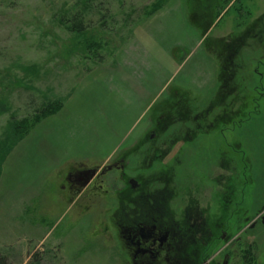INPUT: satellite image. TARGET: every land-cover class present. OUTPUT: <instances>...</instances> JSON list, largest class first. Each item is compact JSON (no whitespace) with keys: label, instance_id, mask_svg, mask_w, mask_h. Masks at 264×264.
Wrapping results in <instances>:
<instances>
[{"label":"rangeland","instance_id":"374dc122","mask_svg":"<svg viewBox=\"0 0 264 264\" xmlns=\"http://www.w3.org/2000/svg\"><path fill=\"white\" fill-rule=\"evenodd\" d=\"M0 259L264 264V0H0Z\"/></svg>","mask_w":264,"mask_h":264},{"label":"flooded vegetation","instance_id":"af4514ba","mask_svg":"<svg viewBox=\"0 0 264 264\" xmlns=\"http://www.w3.org/2000/svg\"><path fill=\"white\" fill-rule=\"evenodd\" d=\"M88 170H94V172L87 173ZM88 170L72 174L68 177V180L72 184L84 187L86 184L90 183L91 179H93V177H95L97 174L96 169ZM149 218L150 216H148L146 219L150 220L149 224L151 227H153V229H145V227L141 226L139 234H135L134 238L131 237L129 239L130 243L138 248V252L144 254L143 256L151 255V253L154 254V252L160 251L165 245L169 243V239L171 237L169 232L158 231L157 227L154 226V223H152V220ZM223 264L227 263L224 261Z\"/></svg>","mask_w":264,"mask_h":264},{"label":"trees","instance_id":"16d2710c","mask_svg":"<svg viewBox=\"0 0 264 264\" xmlns=\"http://www.w3.org/2000/svg\"><path fill=\"white\" fill-rule=\"evenodd\" d=\"M75 28H77V30H78V27L77 26H75ZM47 109H48V107H47ZM53 110H54V108H50V112L48 110V112L47 111H43L42 113L44 115H46V114H49V113L53 112ZM0 264H7V263H4V260L3 259H0Z\"/></svg>","mask_w":264,"mask_h":264},{"label":"water","instance_id":"95a60500","mask_svg":"<svg viewBox=\"0 0 264 264\" xmlns=\"http://www.w3.org/2000/svg\"><path fill=\"white\" fill-rule=\"evenodd\" d=\"M88 172H92V173H93V172H94V170H88V171H87V173H88ZM87 173H86V174H87Z\"/></svg>","mask_w":264,"mask_h":264}]
</instances>
